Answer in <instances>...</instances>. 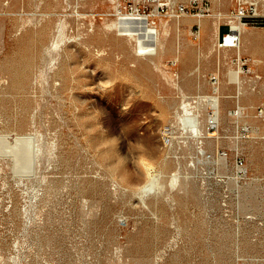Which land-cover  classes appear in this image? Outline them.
Here are the masks:
<instances>
[{"label":"rangeland","instance_id":"1","mask_svg":"<svg viewBox=\"0 0 264 264\" xmlns=\"http://www.w3.org/2000/svg\"><path fill=\"white\" fill-rule=\"evenodd\" d=\"M119 2L168 24L155 58L111 25ZM172 2L0 0V264H264V28L220 49L241 0ZM172 75L209 96L201 143Z\"/></svg>","mask_w":264,"mask_h":264},{"label":"bare ground","instance_id":"2","mask_svg":"<svg viewBox=\"0 0 264 264\" xmlns=\"http://www.w3.org/2000/svg\"><path fill=\"white\" fill-rule=\"evenodd\" d=\"M253 1V0H252ZM262 1V0H261ZM115 2V1H114ZM264 3V2H263ZM117 4V3H116ZM174 6V4L172 5V7ZM112 8V7H111ZM123 8V4L121 2H119L117 4V19L116 21H114L111 25H113L114 27L117 28L118 32L120 35H124L130 39H133L135 40V43H136V48L140 49L141 50V54H143V56H147L146 58L148 59H153L155 58V55L161 50V46L163 45V43L165 42V38L169 32V27H168V24L166 22H164L163 20H161V25L159 24H152V23H147L144 25V17L143 16H139L137 14H140L139 12L137 11H133L132 13L128 14V12H124L122 10ZM175 8V7H174ZM38 9V8H37ZM36 9V10H37ZM133 14H136V15H133ZM141 15V14H140ZM144 16H149V15H144ZM240 14H235V15H232L230 16L228 22H231L236 28L240 29L241 33H242V36L245 34L246 38L254 31L250 32L249 28L244 26L241 22H240ZM217 17V16H216ZM228 17V16H226ZM233 17H235V19H233ZM63 18V17H61ZM68 18V17H67ZM147 18V17H146ZM187 18H189L187 16ZM213 19V18H212ZM220 19V17H219ZM218 19V20H219ZM227 19V18H226ZM110 20V19H109ZM108 20V21H109ZM222 20V19H221ZM181 21V19H180ZM198 21L204 25V27H206L207 25V21L206 19H203V18H199ZM226 21V20H225ZM137 22V24H133ZM223 22V20H222ZM97 23V22H96ZM131 23V24H129ZM138 23H141V24H138ZM210 23V22H209ZM220 24L221 22H217L215 23V36L218 38L219 37V30H220ZM95 25V24H94ZM179 25V24H178ZM180 26V25H179ZM209 26V25H208ZM211 26V25H210ZM107 28V27H106ZM207 28V27H206ZM211 28H213L211 26ZM58 29V28H57ZM61 29V28H60ZM59 29V30H60ZM210 30V29H209ZM62 31V30H61ZM256 33V32H255ZM253 33V34H255ZM58 34V33H57ZM60 34V32H59ZM98 34V33H97ZM63 36V34H60ZM68 35V34H67ZM102 35V34H100ZM107 35V34H105ZM257 35V33H256ZM25 36V35H24ZM28 36V34H27ZM72 36V35H71ZM58 37V36H57ZM66 37V36H65ZM96 36H94L95 38ZM98 37V36H97ZM103 37V36H102ZM88 38V37H87ZM86 38V39H87ZM244 38V37H243ZM256 37H254V40H255ZM62 39V38H61ZM76 39V37L74 38ZM84 39V37H83ZM100 39V38H99ZM106 39V38H105ZM57 40V39H56ZM89 40V39H88ZM87 40V41H88ZM109 40V39H108ZM247 40V39H246ZM59 41V40H58ZM57 41V42H58ZM69 41V40H68ZM84 41V40H83ZM86 41V40H85ZM91 41V40H90ZM93 41V40H92ZM103 40H101L102 42ZM105 41V40H104ZM112 41V40H111ZM248 41V40H247ZM57 42L55 41V44H57ZM94 42V41H93ZM98 42V40L96 41ZM129 42V41H128ZM79 43H82V41H79ZM89 43V42H88ZM215 43V42H214ZM117 44V43H116ZM251 44V43H250ZM26 45V44H25ZM37 45V44H36ZM241 45V44H240ZM243 45V44H242ZM57 46V45H56ZM62 46H64L62 44ZM96 46V45H95ZM124 46V45H123ZM247 46V45H245ZM86 47V46H85ZM93 47V46H92ZM26 48V47H25ZM53 48V47H52ZM51 48V49H52ZM59 48V47H58ZM123 48V47H122ZM66 49V48H65ZM93 50V49H92ZM91 50V51H92ZM218 50V48L216 49ZM52 51V50H51ZM241 51V50H240ZM242 51H243V48H242ZM47 52V51H46ZM58 52V51H57ZM63 53V52H62ZM63 56V55H61ZM60 56V57H61ZM65 56V55H64ZM63 56V57H64ZM49 58V57H48ZM60 59V58H59ZM64 59V58H63ZM68 59V58H67ZM55 57L52 58V63L55 64ZM63 61V60H61ZM58 62V61H57ZM175 63V62H174ZM57 64V63H56ZM69 64V63H68ZM162 62L161 60H157L155 61V65L158 67V68H161L162 66ZM61 66V65H60ZM1 68H2V65H1ZM4 68V67H3ZM7 73V71H6ZM37 73V72H35ZM60 74V73H59ZM10 75V74H9ZM37 75V74H36ZM174 75L170 76V80L171 82H173V84L178 88L180 89L181 93H182V102H181V105L179 106V109H181L182 111V114L179 116V118L181 119V123H182V131L183 134L186 135V137H192L194 139H196L198 141V143H201L203 140V138L205 136H212V134H207L209 131V129L207 128L208 125L210 123H214L216 119V116L213 117V118H210L208 119V124H203L201 119H200V116H201V111L200 110H194L193 109V102H196V103H199L197 105H200L202 103V105H205L208 103L209 101V96L206 95L205 97L201 96V97H198V99L196 101H191L192 99L189 98L187 96V94L184 92V89L178 85L177 82L174 81V78H173ZM178 76V75H177ZM53 77V76H52ZM54 78V77H53ZM91 79V78H90ZM33 80V79H32ZM11 81V80H10ZM57 81V80H56ZM54 82V81H53ZM38 84V83H37ZM57 84V83H56ZM180 84V83H179ZM4 85V83H3ZM6 85V84H5ZM31 85V84H30ZM54 86V84H52ZM34 86V85H33ZM6 87V86H5ZM9 87V86H8ZM31 89V88H30ZM34 90V89H33ZM40 90V89H39ZM56 90V89H55ZM85 90V89H84ZM174 90V89H173ZM216 90L218 91L219 90V86H216ZM36 91H37V88H36ZM83 91V90H82ZM93 91V90H92ZM7 92V91H6ZM58 92V91H57ZM72 92V91H71ZM188 92V91H187ZM68 93V92H67ZM180 93V92H179ZM178 93V94H179ZM239 93V92H238ZM64 94V93H63ZM72 94V93H71ZM53 95V94H52ZM73 95V94H72ZM180 95V94H179ZM26 96V95H25ZM56 96V95H55ZM9 97V96H8ZM45 97H43L44 99ZM31 99V98H30ZM59 99V98H58ZM167 100V99H165ZM58 103V102H56ZM85 105V104H84ZM219 105V104H218ZM221 105V104H220ZM200 107V106H199ZM203 108V107H202ZM199 109V108H198ZM64 110V109H62ZM67 110V109H66ZM178 110V109H177ZM237 110V109H236ZM73 111V110H72ZM184 112V113H183ZM238 112V111H237ZM177 114L179 115V112H177ZM242 114V113H241ZM176 115V114H175ZM218 115V113H217ZM219 116V115H218ZM26 118V117H25ZM218 118V117H217ZM219 119V118H218ZM176 121V120H175ZM173 124V123H172ZM207 125V126H206ZM174 126V125H173ZM177 126V125H176ZM179 127V126H178ZM207 129V130H206ZM96 131V130H95ZM207 131V132H206ZM88 135V134H87ZM218 136V135H217ZM84 138V137H83ZM209 138V137H208ZM56 140V139H55ZM54 140V141H55ZM57 141V140H56ZM58 142V141H57ZM185 142V141H184ZM196 142V141H195ZM60 143V142H59ZM204 143V142H203ZM202 143V144H203ZM59 145V144H58ZM97 145V144H96ZM196 145V144H195ZM55 146V145H54ZM199 146V145H198ZM57 147V146H56ZM200 147V148H199ZM199 152L201 150H204V148L202 146H199ZM53 152V151H52ZM16 154V153H15ZM55 154V153H54ZM20 157V156H19ZM164 161V160H163ZM161 163V162H160ZM150 164V162H149ZM51 167V166H50ZM148 169V168H147ZM151 171V170H150ZM153 173V172H152ZM209 173V172H208ZM8 175V174H7ZM9 176V175H8ZM174 176V179L177 178V174L173 175ZM173 179V180H174ZM180 179V178H179ZM158 179V176L156 174H153L151 175L150 179L148 180V182L146 183V185H144V188L143 189V193L144 194H147L149 192H151L153 190V188L155 187V184L157 182ZM7 181V180H6ZM159 182V181H158ZM177 183V182H176ZM158 185V184H156ZM175 186V185H174ZM159 188V187H158ZM155 192V190H154ZM141 198V197H140ZM144 199V198H143ZM175 219V217H174ZM175 222V221H174ZM178 229V228H177ZM176 230V229H175ZM177 232V231H176ZM180 233V232H179ZM176 234V233H175ZM180 235V234H179ZM178 238V237H175V239ZM176 241V240H175ZM171 242V241H170ZM170 244V243H169ZM173 244V243H172ZM176 245V244H175ZM167 246V245H166ZM165 246V247H166ZM164 247V246H163ZM164 247V248H165ZM170 247V246H169ZM168 247V248H169ZM171 248V247H170ZM169 248V249H170ZM168 251V250H167ZM167 254V253H166ZM160 259V258H159Z\"/></svg>","mask_w":264,"mask_h":264},{"label":"built area","instance_id":"3","mask_svg":"<svg viewBox=\"0 0 264 264\" xmlns=\"http://www.w3.org/2000/svg\"><path fill=\"white\" fill-rule=\"evenodd\" d=\"M155 1H157V9L158 13H168L169 8L173 5L172 0H130L131 6L132 5H141V2L146 3L144 5L145 8H148L151 6ZM198 3V0H191L192 7L195 6V4ZM140 8V7H139ZM137 8L133 11H137L139 13L140 9ZM204 9H207L204 7ZM179 15H186L189 13V7L187 5L181 4L177 7ZM177 13V14H178ZM240 22L246 26L249 27L259 25L264 28V13H261L258 9V6L255 2L252 1H246L241 0V8H240ZM228 25L227 32L223 33L217 42V46L220 49H233V48H239L241 44V38L242 33L240 29L236 28L231 22L226 23ZM221 26V25H220ZM199 36V32H196L194 35L195 38ZM243 65H247V60H243ZM249 69L247 66L244 67L243 71L249 72ZM214 81L217 80V76L212 77ZM263 114V111H261ZM241 164L243 161H240Z\"/></svg>","mask_w":264,"mask_h":264},{"label":"crops","instance_id":"4","mask_svg":"<svg viewBox=\"0 0 264 264\" xmlns=\"http://www.w3.org/2000/svg\"><path fill=\"white\" fill-rule=\"evenodd\" d=\"M185 17H183V19H184ZM184 22L185 23H194V22H191V20L190 19H185L184 20ZM207 23H208V20H207ZM196 23H194L193 24V26L195 25ZM249 28V27H248ZM228 30V29H227ZM227 30H226V32H227ZM249 30H250V28H249ZM250 32H252V30H250ZM225 33V32H224ZM223 33H221V26H220V30H219V35L221 36ZM184 57H183V54L182 55H180V60H179V62H181V60L183 59ZM257 58H262L261 56H257ZM249 58L247 59V63L249 62Z\"/></svg>","mask_w":264,"mask_h":264}]
</instances>
